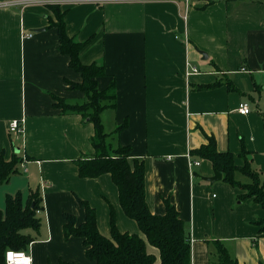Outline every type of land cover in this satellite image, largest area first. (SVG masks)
Masks as SVG:
<instances>
[{
	"label": "crops",
	"instance_id": "1",
	"mask_svg": "<svg viewBox=\"0 0 264 264\" xmlns=\"http://www.w3.org/2000/svg\"><path fill=\"white\" fill-rule=\"evenodd\" d=\"M8 1L0 6V156L21 162L0 185V197L38 192L41 224L25 231L31 264H95L81 238L63 236L64 212L84 220L78 199L94 208L101 235H110L112 209L117 229L143 237L160 264L158 250L122 210L110 174H78L76 161L94 153V126L55 105L56 97L88 100L71 86L82 76L59 51L50 24L55 5L67 35L84 43L81 63L103 65L97 88L114 84L115 104L99 114L106 141L129 147V159L143 162L151 213H164V199L176 206L190 264H217L215 242L240 264L264 262V237L254 223L264 209L250 199L238 202L240 189L222 178L204 180L215 171L211 162L189 154L212 136L235 165L243 164L242 148L248 151L264 179V0H0ZM189 67L198 71L187 75ZM244 101L247 114L237 111ZM13 120H23L21 134L9 132Z\"/></svg>",
	"mask_w": 264,
	"mask_h": 264
},
{
	"label": "trees",
	"instance_id": "2",
	"mask_svg": "<svg viewBox=\"0 0 264 264\" xmlns=\"http://www.w3.org/2000/svg\"><path fill=\"white\" fill-rule=\"evenodd\" d=\"M55 19L51 26L58 32L59 51L69 56V66L82 76L80 83H72L73 88L81 90L87 101L81 104L66 103L64 99L55 98L57 107L62 112H78L94 126V134L90 139L94 153L90 157L76 161L80 177L93 178L101 174H110L118 189L119 203L129 218L135 220L147 243L159 252L160 264H190V244L184 229V223L179 217L176 206L168 199L163 200L165 211L163 214L150 212L145 201L144 164L137 159H129V147L112 148L106 141L107 134L100 120V112L115 104L114 84L104 90H99L95 78L104 74V67L100 63L83 64L79 53L83 42L67 35L64 12L59 6H51ZM207 85L206 87H208ZM191 156L207 159L213 169L222 174V181L240 189L238 202L250 199L264 209V179L260 172L252 167L246 151L242 148V165H235L230 151H218L215 139L207 136V142L189 151ZM20 159L13 155L9 160L0 156V185L7 182L12 175L18 173L17 165ZM246 177L247 182L239 179ZM41 199L37 191H30L27 198H23L20 191L6 193L4 207L0 209V264L5 263L7 250L25 251L32 241L28 229L38 231L41 220L36 214ZM79 205L85 212L84 220L77 222L75 215L63 213L62 231L65 238L71 236L83 240L85 256L95 264H153L155 257L146 250V242L138 234L121 233L115 224L113 210L110 211V235L103 236L97 229L95 210L85 200L78 199ZM258 236L264 237V218L255 222ZM217 264H240L232 258L226 248L215 242ZM47 264H75L71 261L60 260ZM260 264H264L261 262Z\"/></svg>",
	"mask_w": 264,
	"mask_h": 264
},
{
	"label": "built area",
	"instance_id": "3",
	"mask_svg": "<svg viewBox=\"0 0 264 264\" xmlns=\"http://www.w3.org/2000/svg\"><path fill=\"white\" fill-rule=\"evenodd\" d=\"M49 1H57L60 2L61 0H49ZM187 4L189 0H184ZM203 1H210V0H203ZM12 1L8 2H0V6H9L12 4ZM33 35L32 32L24 33L22 35L23 38H30ZM198 71L195 67H189L187 70V75L192 73H196ZM237 111L241 114H247L250 112V105L247 101L239 103L237 107ZM23 120H13L9 123L8 130L11 133L21 134L23 132ZM193 164H199V161H194ZM36 213H40V209L36 210ZM5 263L4 264H31L30 257L24 251H14V250H7L5 252Z\"/></svg>",
	"mask_w": 264,
	"mask_h": 264
},
{
	"label": "water",
	"instance_id": "4",
	"mask_svg": "<svg viewBox=\"0 0 264 264\" xmlns=\"http://www.w3.org/2000/svg\"><path fill=\"white\" fill-rule=\"evenodd\" d=\"M42 30V29H41ZM204 54V53H203ZM205 55V54H204ZM222 178V174L219 171H214L213 176L211 177H205L204 180L212 183L214 181H218Z\"/></svg>",
	"mask_w": 264,
	"mask_h": 264
},
{
	"label": "rangeland",
	"instance_id": "5",
	"mask_svg": "<svg viewBox=\"0 0 264 264\" xmlns=\"http://www.w3.org/2000/svg\"><path fill=\"white\" fill-rule=\"evenodd\" d=\"M19 165V164H18ZM241 180L244 181V182H247L248 179L246 177H243V176H240ZM4 207V197H0V209H2ZM31 231V230H29Z\"/></svg>",
	"mask_w": 264,
	"mask_h": 264
}]
</instances>
